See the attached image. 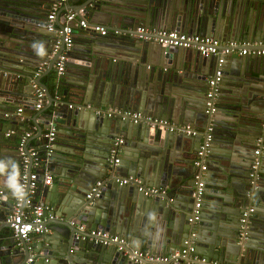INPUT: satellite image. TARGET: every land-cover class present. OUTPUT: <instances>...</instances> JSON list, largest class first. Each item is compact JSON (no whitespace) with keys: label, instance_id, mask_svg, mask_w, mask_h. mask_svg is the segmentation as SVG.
<instances>
[{"label":"water","instance_id":"95a60500","mask_svg":"<svg viewBox=\"0 0 264 264\" xmlns=\"http://www.w3.org/2000/svg\"><path fill=\"white\" fill-rule=\"evenodd\" d=\"M55 1L0 0V141L7 130L17 136L22 131L33 132L21 150L16 142L9 145L8 155L0 143V264L26 263L30 251L41 242H46L42 254L34 255L28 264H131L126 254L134 250L132 246L169 253L182 245L190 231L195 233L194 254L220 264L236 260L264 264V189L260 188L264 183V148L258 155L253 153L255 139L261 137L264 142L263 56L235 58L234 71L222 74L216 109L208 116L204 113L205 80L214 70L216 57L202 56L191 47H163L135 33L138 26H150L220 40L226 34L238 39L264 37L263 21L257 25L245 21L248 11H264V0H85L78 5L66 0V9H84L88 25L98 23L107 29L105 36L88 31L67 49L62 34L45 28L47 12ZM63 12H56L55 22L62 20ZM62 52L64 70L61 75L54 74L53 84L65 86L63 93L81 103L130 108L181 124L200 122L202 128L210 121L211 139L204 156L208 168L195 223L187 218L193 203V160L202 133L186 136L128 119L100 116L93 110L68 108L66 102L50 95L41 82L42 74L32 78L41 62L46 64V72L54 71ZM116 55L121 57L116 60ZM182 65L192 81L186 78L188 72H176ZM164 67L171 71L162 72ZM33 85L43 96L42 107L31 116L36 102ZM18 106L19 117L14 114ZM40 113L43 119L35 122ZM24 116L31 117L33 127L21 125L20 117ZM50 122L63 131L57 130L46 148L43 133ZM115 136L123 142L116 163H111L109 146ZM38 137L37 154L32 156L29 142ZM22 155L28 160L25 169ZM33 158L38 161L36 168ZM254 158L259 161L257 176L249 177ZM45 166L56 177L40 192L49 208L43 212L41 226L49 232L28 240L15 239L5 221L9 214L6 202L13 205L22 174L28 183L29 174L36 172L40 181ZM124 176L163 187L164 194L147 196L132 186L118 185L116 178ZM97 181V193L86 197ZM215 189L228 191L227 197L219 200L221 205L202 204V199H211ZM174 194H179L177 199L183 203L174 201ZM245 207L253 210L246 217V237L239 242L238 218ZM78 224H83L84 230H79ZM95 228L121 234L131 243L118 249L117 244L87 240V230ZM31 239H40L34 249L29 245ZM191 260L179 258L165 264H197Z\"/></svg>","mask_w":264,"mask_h":264},{"label":"built area","instance_id":"2783aa9c","mask_svg":"<svg viewBox=\"0 0 264 264\" xmlns=\"http://www.w3.org/2000/svg\"><path fill=\"white\" fill-rule=\"evenodd\" d=\"M66 0H56L48 14L46 15L45 28L50 31H56L57 35L62 34V42L64 47L67 49L72 43V27L70 23L74 21V24L77 27L82 29H87L89 31L97 32L100 35H105L107 29L98 24H87L84 19V11L82 9L77 10L76 12L66 11L62 15V24L61 29L55 27V14L58 11V7L64 5ZM137 36L143 40H148L159 45L166 46H178L182 48H195L200 55L202 56H215L216 63L213 72L206 77V91L204 94V113L210 116L216 109V97L219 88V83L222 77V63L224 57L230 54L235 47V43L229 42L224 47H220L219 40L213 36L200 35L197 33L189 34L182 32L176 29H155L148 28L144 26H138L135 29ZM59 39L54 44V50L57 49ZM241 47L238 51L239 55H249V56H261L264 55V38H257L248 42H242ZM66 58L62 53L57 57V60L54 64L55 75H61L64 70V62ZM41 70V67H38L34 75H38ZM35 89L36 102L34 107L36 109L40 108L41 100L43 96V91L33 85ZM68 108H73L75 110H93L94 114L106 117H118L120 119H128L133 123H142L152 128L165 129L169 132H179L186 136H196L199 133H202V141L198 145V149L195 152V159L193 160V165L197 169L193 175V187L191 196L193 197V203L188 215L187 220L190 223H195L198 219L200 210H201V194L204 187V170L206 164L204 162V156L206 148L209 145L211 139L212 125L210 121L202 131L192 127L190 124H176L174 122L168 121L164 118L153 117L150 115L142 114L139 111H132L129 109L123 108H96L92 107L90 104H75L67 105ZM21 108L17 107L16 114H20ZM13 130H10L5 133L6 136L11 134ZM56 133V126L54 123L50 122L49 127L43 133V137L46 138L45 147L48 148L50 142L53 141ZM30 131H25L19 136V139L16 143L19 150L25 143L26 138L30 136ZM40 140V138H37ZM123 142L121 137L115 136L111 140L109 146L110 162L116 163L117 157L119 155V146ZM264 148V145L258 143L257 147L253 150L254 155ZM37 149H30V155L36 156ZM2 164V163H1ZM21 164L23 169L27 167L28 160L27 157L22 155ZM32 166H38V161L36 158L32 160ZM259 166L258 159L254 158L250 165V171L248 173L249 177L257 176V169ZM118 185H129L134 187L137 191L143 193L147 196H160L164 194L163 187L147 186L143 184L139 179L132 176L118 177L115 180ZM49 185L51 184V175L44 172L42 173L41 180L38 181L37 173L31 172L29 174L28 183L26 182V177L24 174L20 176L18 183V192L15 198L13 205L11 206V212L6 216L5 221L8 223L10 234L15 239H25L27 240L30 234H42L46 231L45 228L41 226L43 220V212L48 210L46 203L41 201H35L32 197H29V194H32L39 185ZM100 185V182L97 181L95 185L89 190L85 195L90 197L97 193V186ZM1 194L2 190L0 188V206H1ZM253 210L252 207H245L240 213L238 218L239 229L237 234V240L240 242L246 237V217ZM77 228L79 230H84L83 224H78ZM194 232L190 233L183 240L182 245L172 252L166 254H154L151 251L146 249H134L126 254V259L133 264H165L168 262L177 261L179 258H192L191 261H195L197 264H215V262H210L205 256H200L194 254ZM83 238V237H81ZM87 240L93 241L94 243L101 245H110L117 244L118 249L125 244V241L122 236L116 233H109L106 230L100 228L87 230ZM33 257L30 254L26 259L28 264L32 261ZM228 264H239L238 262L228 263Z\"/></svg>","mask_w":264,"mask_h":264},{"label":"crops","instance_id":"0c3cea01","mask_svg":"<svg viewBox=\"0 0 264 264\" xmlns=\"http://www.w3.org/2000/svg\"><path fill=\"white\" fill-rule=\"evenodd\" d=\"M85 0H71V1H69V4L70 5H78V4H81V3H83ZM52 6V5H51ZM66 6H65V4L64 5H61V6H59L58 7V10H60V9H62L64 12L63 13H65L66 11H72V12H76L77 10H80V9H82L83 11H84V9L83 8H80V6L79 7H74V9H66L65 8ZM50 9H51V7H50ZM50 9H49V11H50ZM48 11V12H49ZM48 12H47V14H48ZM240 16H242V15H240ZM247 17L245 18V21H249L251 24L253 23V25H257L259 22L258 21H263L262 23H264V11L262 12H257L256 14H251V12L249 13V11L247 12V15H246ZM242 17H245V15L244 16H242ZM85 19V18H84ZM75 21V20H74ZM74 21H72L71 23H70V25H71V27H72V34H73V39L75 40V38H77V37H79L81 40H82V35L84 34V35H86L87 34V32L89 31V30H87V29H82V28H80V27H77L75 24H74ZM55 24V27L57 28V29H59V27H58V25H61L62 24V20H58L57 22H55L54 23ZM95 24H98V23H95ZM73 25H75L76 27H73ZM98 25H100V24H98ZM102 26V25H101ZM104 27V26H103ZM145 27V26H144ZM146 27H148V28H155V27H150V26H146ZM155 29H167V28H155ZM173 29V28H172ZM177 30V29H176ZM180 31H182V32H185L184 30H180ZM113 33H115V34H113V35H117V33L116 32H113ZM57 34V33H56ZM106 34H107V32H106ZM105 34V35H106ZM105 35H102V36H105ZM213 37H215V36H213ZM215 38H217V37H215ZM257 38H264V37H250V38H240V39H238V38H234V37H230V36H228V34H226V36H224V40H220L219 38H217L218 40H219V43H220V47L222 46V47H224L227 43H229V42H234L235 43V47L233 48V50H232V52L230 53V54H228V55H226L225 57H224V60H223V63H222V74H223V72L224 71H234V69H235V58H237V59H239L240 57H242V56H249V55H239L238 54V51H239V49H240V47H241V43L242 42H248V41H251V40H254V39H257ZM85 42V41H84ZM74 43H75V41H74ZM261 56H263V60H264V55H261ZM121 56H118V55H116L115 56V59L117 60V58H120ZM251 57V56H250ZM147 65V67L148 66H150L151 64L150 63H148V64H146ZM38 67H41V70H40V72H39V74H42V77H41V82L44 84V81H42V78H45V81L48 83V84H52V86H53V91L52 92H50L49 91V93H50V95L51 96H53L54 98H57V99H60L61 101H63V102H66V104L68 105V104H71V105H75V104H86V103H81L79 100H78V98H74V97H71L70 95H67V93L66 94H64L63 93V89H65L66 87L65 86H62V85H54L53 84V75L55 74V70L53 71V69H51L50 71H48V72H46L47 71V69H46V64L45 63H43V62H41L40 64H38V66L36 67V68H34V71H36V69L38 68ZM182 68H180V69H177L176 70V72H181V73H185V72H188V74H187V79H190V81H192L193 79L191 78V74H189V71H186L185 70V66L184 65H182L181 66ZM215 66H213L212 67V69L214 68ZM158 69V67L157 66H155L154 67V70L156 71ZM212 69H206L207 71H212ZM160 70L162 71V72H165L166 74L168 73V71L170 72L171 70L170 69H168V68H160ZM205 70V71H206ZM210 71V72H211ZM238 71H240V70H237V72ZM35 73V72H34ZM34 73H33V75H32V78H34V77H36L35 75H34ZM245 72L243 71V74H244ZM38 74V75H39ZM170 76V75H169ZM207 76V75H206ZM70 79H73V77H70ZM46 85V84H45ZM47 86V85H46ZM47 88H48V86H47ZM217 98V97H216ZM35 104V103H34ZM88 104H90L92 107H98V108H103V109H105V108H113L112 106H102V107H99V106H94L93 104H91V103H88ZM18 107H20L21 108V106H18ZM42 106H40V108H41ZM40 108H38V109H36L35 107H34V105H33V108L31 109V116H34L39 110H40ZM17 109V108H16ZM16 109L14 110V114L16 115V116H20V114H16ZM66 109H67V107H66ZM123 109H129V110H132V109H130V108H123ZM132 111H134V110H132ZM43 116H44V114H42V113H40L37 117L38 118H36L35 119V122L37 121V120H42L43 119ZM31 117H28V116H24V117H20V123H21V125L23 126V127H25V128H30V127H33L34 126V124H33V122L31 121V119H30ZM168 121H171V122H174V121H172V120H170V119H167ZM174 123H176V124H181V123H177V122H174ZM194 123H196V124H190L192 127H194V128H196V129H198L199 131H202L204 128H202V127H200V125H202L200 122H194ZM55 124V123H54ZM55 126H56V124H55ZM205 126H206V124H205ZM15 127H16V125H15ZM17 127H19L18 125H17ZM259 129L261 128V125L258 127ZM262 129H264V123L262 124ZM57 130H59V131H63V130H61L60 128L59 129H57V126H56V131ZM8 131H10V130H7L6 132H8ZM46 130H44V132H45ZM64 131H67V130H64ZM5 132V133H6ZM23 132H25V131H22V133L21 134H23ZM31 132V131H30ZM5 133L3 134V138H4V141L2 140V141H0V143H1V145H2V148H4V150L7 152L6 154L8 155V153H11V152H9L10 150H11V147H8L9 145H12V143L13 142H16L17 143V140H18V137L19 136H17V135H14V131L11 133V134H9L8 136H6L5 135ZM31 135H33V132H31V134H30V136ZM29 136V137H30ZM118 137H120V136H118ZM96 138V137H95ZM37 138L36 139H34V140H30V149L31 148H33V149H37V146H38V144H37ZM255 144H256V147H257V144L258 143H262V145H264V142H262V139H261V137H257L256 139H255ZM201 143V142H200ZM91 144H95V142H93L92 141V143ZM120 153V152H119ZM195 157V156H194ZM195 159V158H194ZM232 159H237L236 157H233L232 156ZM8 160H10V159H8ZM3 163H4V161H2ZM1 162V163H2ZM261 163H262V167H263V169H264V161H261ZM235 164H237V163H235ZM194 166V165H193ZM35 168H36V166H35ZM194 168H195V166H194ZM207 165H206V168H205V170H204V172H203V174L205 173V171H207ZM197 169L195 168L194 169V171H196ZM44 172H46V173H48V174H50L49 173V168H47V166H45V168H44V170H43V172L42 173H44ZM262 177H264V174L262 175ZM55 176L53 175H51V184L54 182V180H55ZM135 178H137V179H139L141 182H142V180H141V178H139V177H135ZM51 184H49V185H51ZM236 184H240L239 182H236ZM48 185V186H49ZM42 186H44V185H39V187L32 193V194H29L28 196L29 197H32L35 201H41V202H43V203H45L44 202V200H42V197H41V195H40V192H41V189H42ZM148 186V185H147ZM6 188L7 187H5V190H6ZM260 188H262V189H264V183L262 184V185H260ZM217 190H219V189H217ZM216 189H215V191L214 192H211V196H210V198L211 199H202V204L204 203V202H209V203H212L213 205H219L220 204V202H219V200H223V198H225V197H227V192L228 191H217ZM175 195V198H174V196H172V199L174 200V201H176V202H180V203H183L182 202V200H178L177 198H180V195L179 194H174ZM7 201H9V199H7ZM7 203V206H8V213H10L11 212V206H12V204L11 203H9V202H6ZM221 205V204H220ZM227 209H229V207L227 206L226 207ZM48 210H49V208H48ZM10 232V231H9ZM45 232H49V230H46ZM44 232V233H45ZM116 234H118V233H116ZM40 235V234H39ZM39 235H36V234H30L29 235V237H28V239L29 238H32L33 236H39ZM118 235H120L121 236V234H118ZM122 237H123V239H124V241H125V245L126 246H128V245H130V243H131V240L129 239L128 240V238L127 237H125V236H123L122 235ZM27 239V240H28ZM39 240L40 239H37V240H33V239H31L30 241H29V245L31 246V248H35L36 247V245H35V243L36 242H39ZM45 245H46V242H41L40 243V245H39V247L36 249H34V251H30V254L32 255V257H34V255H40V254H42V249H44V247H45ZM132 249H146V247L144 246V245H142L140 248L139 247H137V246H132ZM151 253H154V254H166V252H164V253H161V252H151ZM204 256V255H203ZM206 257V256H205ZM37 259V258H36ZM208 261H210V262H215V264H220L217 260H214V259H210V258H208ZM235 262H238L237 260L235 261ZM239 264H241L240 262H238ZM131 264H133V263H131ZM243 264V263H242Z\"/></svg>","mask_w":264,"mask_h":264},{"label":"trees","instance_id":"16d2710c","mask_svg":"<svg viewBox=\"0 0 264 264\" xmlns=\"http://www.w3.org/2000/svg\"><path fill=\"white\" fill-rule=\"evenodd\" d=\"M74 42V39H73V35H72V43ZM54 76V75H53ZM42 81H44V84H46L47 86H48V90L50 91V92H52L53 91V86H52V84L50 85V84H48L46 81H45V78H42Z\"/></svg>","mask_w":264,"mask_h":264},{"label":"rangeland","instance_id":"374dc122","mask_svg":"<svg viewBox=\"0 0 264 264\" xmlns=\"http://www.w3.org/2000/svg\"><path fill=\"white\" fill-rule=\"evenodd\" d=\"M18 139H19V137H18ZM18 141V140H17ZM119 156V155H118Z\"/></svg>","mask_w":264,"mask_h":264}]
</instances>
